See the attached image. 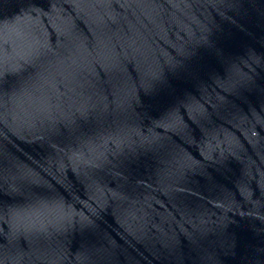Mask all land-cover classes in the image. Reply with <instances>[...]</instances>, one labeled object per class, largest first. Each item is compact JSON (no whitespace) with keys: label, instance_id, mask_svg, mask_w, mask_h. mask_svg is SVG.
<instances>
[{"label":"water","instance_id":"95a60500","mask_svg":"<svg viewBox=\"0 0 264 264\" xmlns=\"http://www.w3.org/2000/svg\"><path fill=\"white\" fill-rule=\"evenodd\" d=\"M0 264H264V0H0Z\"/></svg>","mask_w":264,"mask_h":264}]
</instances>
